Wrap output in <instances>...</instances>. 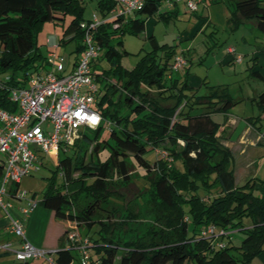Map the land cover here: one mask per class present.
<instances>
[{"label":"trees","instance_id":"1","mask_svg":"<svg viewBox=\"0 0 264 264\" xmlns=\"http://www.w3.org/2000/svg\"><path fill=\"white\" fill-rule=\"evenodd\" d=\"M212 1L216 0H200L205 6ZM223 1L229 22L237 25L255 19L257 29L264 34V0ZM160 2L144 0L133 15L119 19L117 26L103 24L96 33L102 53L93 68L99 70L97 63L102 58L112 65L110 70L95 73L96 80L103 83L94 105L102 121L94 129L84 128L73 142L74 158L65 154L69 148L60 150L64 154L59 152L57 167L63 184L55 186L50 181L38 200V205L50 210L64 226L57 239L56 264L74 261L67 240L71 223L84 228L81 232L94 251L91 258L100 264H248L264 251V196L256 191L252 180L234 184L229 168L231 153L221 144L219 123L212 118L213 113L225 112L237 100L225 87L209 86L205 80L208 92L197 94L187 83L188 74L182 80L173 78L170 66L174 48L158 43L153 35L148 38L152 49L132 70H123L118 64L121 53L114 40L121 48L120 36L142 32L145 20L159 13ZM115 4L113 0H98V15L106 16ZM83 12V0H0V74L11 71L10 84L23 85L26 71L44 66L36 27L46 21L62 22L69 16L63 35L77 38L76 53L80 52ZM167 17L166 13L159 16ZM159 50L164 51L163 58L158 57ZM39 59L40 64L35 65ZM116 91L120 94L114 101ZM6 96L0 91L1 106L16 110ZM256 102L264 109V90ZM195 108L201 111L192 113ZM104 129L109 131V138L99 139ZM104 149L109 154L101 160L99 153ZM160 150H165L172 161L161 158ZM150 155L155 156L153 162L148 159ZM130 164L149 177L147 186L153 188L159 205L166 209L165 217L157 222L159 228L151 230L147 242L114 241L105 233L104 221L97 218L110 187L129 181ZM199 189L203 195L198 194ZM82 193L89 196L85 205L79 198ZM183 203L189 204V215L184 213ZM244 219L249 221L247 227H243ZM95 224L99 226L96 237L90 235ZM210 224L226 230L225 238L239 227L245 236L238 247L224 241L218 248L213 238L200 236Z\"/></svg>","mask_w":264,"mask_h":264},{"label":"rangeland","instance_id":"2","mask_svg":"<svg viewBox=\"0 0 264 264\" xmlns=\"http://www.w3.org/2000/svg\"><path fill=\"white\" fill-rule=\"evenodd\" d=\"M83 2V19L89 20L93 12L97 13L96 6L98 0H83ZM162 7L163 5L160 4L159 9H162ZM186 9L187 13L183 18L158 20L154 31V35L159 43L172 46L175 55L182 56L185 62L182 69L172 71L173 78L182 80L187 74H192L201 80L206 79L209 86L225 87L234 100L243 98L228 108V110H231L230 112L242 117L236 132L244 127L245 118L247 117L252 122L257 123L258 127L264 129V109L252 100V97L264 90V82L257 77L254 70L255 59H252L251 56L252 51L256 49V45H259L261 41L258 39V36L264 34L257 29L252 30L246 26H240L239 28L233 27L228 21V9L223 0L209 2L207 7L203 9L199 5L197 13L190 12L187 7ZM189 15L194 18L191 22L200 18L204 21L206 18L210 19V16L212 18L208 25L204 23L201 31L197 32L195 36L187 40H180L177 34L188 25L186 20L190 19ZM69 20L70 17L66 16L62 22L46 21L36 27L38 51L40 56L45 58V60L49 53H53L58 58H62L67 65L73 61L76 55L78 39H70L71 34L63 35L64 28L69 23ZM189 25H192V23H189ZM242 35L246 37L244 42L241 40ZM52 37L56 45L50 43ZM120 37L123 42V47L120 48L116 40H114L115 46L121 53L118 64L123 70H132L140 61L141 57L152 49V46L144 30L138 35L126 33ZM228 47L235 49V53L241 57L240 61L235 59H232V62L230 60L222 61V58L227 54ZM122 48L127 52L123 53ZM164 55V51H158L159 58H163ZM45 62L44 65L46 64ZM39 64L40 59L35 62V65ZM97 64L99 70H95L96 74H101L102 69L107 71L112 68L111 63L104 58L98 61ZM3 74L11 75L12 72L7 71ZM102 84L97 81L98 87H101ZM178 86L180 87L181 83L178 82ZM196 91L198 94H205L208 89L203 84ZM119 94L120 92L116 91L112 99L117 101ZM200 111L199 108H195L192 113L197 114ZM215 119L221 120L220 115L219 118L216 117ZM84 132L85 129H80L79 131L81 134ZM108 132L107 129L102 130L99 139H108ZM86 147L89 150V145ZM68 148L69 151L65 154L74 158V147L69 146ZM63 154L61 151L60 155ZM108 154L109 151L107 149L101 150L99 158L104 160ZM148 159L153 162L155 156L150 155ZM130 166L129 181L117 183L110 187L109 195L102 199L97 218L104 221L106 224L104 231L114 241L119 243L136 240L147 242L150 238L151 230L154 227L159 228L157 222H159L158 220L160 218L165 217L166 209L159 205L153 188L147 186L149 177H144L143 171L138 167L132 164ZM50 181H53L55 186H60L63 184V177L58 170L56 159L50 156H44L41 159L39 170L22 178L18 190L26 191L27 193L25 198L22 199L11 198V203L14 207L12 213L17 215L16 210L19 206H22L20 205L21 203L27 200H41L43 191L49 185ZM198 194L203 195V191L199 189ZM87 195L82 193L79 196L80 201L84 205L89 199ZM37 207L42 206L38 205ZM182 208L184 213L189 215V204L183 203ZM248 222V219H244L243 227H247ZM98 228V224H95L90 231V235L96 237ZM80 230L83 231L84 228H80ZM244 236V232L239 227V229L232 230L229 238H225V241H228L231 247H238ZM89 252L93 254V248H89ZM72 255L74 257L73 264H76L78 256L75 250H72ZM28 262L33 264H46L43 259H30Z\"/></svg>","mask_w":264,"mask_h":264},{"label":"built area","instance_id":"3","mask_svg":"<svg viewBox=\"0 0 264 264\" xmlns=\"http://www.w3.org/2000/svg\"><path fill=\"white\" fill-rule=\"evenodd\" d=\"M173 1L184 2L194 13L201 3L200 0ZM143 4L144 0H119L106 16L93 12L89 20L81 21L82 49L68 65L62 58L49 53L43 67L25 72L23 85H12L10 75H0V91L6 92L8 102L16 105V110L12 111L2 107L0 102V209L9 217V232L21 239L18 248L5 242L0 243V250L12 252L21 264L30 259L56 264L57 249L38 247L26 239L24 220L38 206V201L27 200L18 207L19 215L13 216L11 198L22 199L27 193L19 191L17 185L24 176L39 170L44 156L58 162L60 150H68L79 138L80 129H94L100 125L101 113L94 107L100 90L93 66L102 48L96 33L103 24L110 22L117 26L119 19L125 20ZM50 43L56 45L53 37ZM227 51L234 54L235 60H241L234 48L229 47ZM184 63L182 56L175 55L170 69H182ZM158 152L161 158L172 161L165 150ZM227 234L226 230L213 224L200 232L201 237L213 238L218 248L223 247ZM67 240L77 252L79 264H100L91 258L89 238L75 223L70 224Z\"/></svg>","mask_w":264,"mask_h":264},{"label":"crops","instance_id":"4","mask_svg":"<svg viewBox=\"0 0 264 264\" xmlns=\"http://www.w3.org/2000/svg\"><path fill=\"white\" fill-rule=\"evenodd\" d=\"M160 4H162L163 7L158 10L159 13L150 16L145 20L144 33L147 39L151 35L155 37L154 31L158 20H168L171 18L179 19L183 18L187 13L185 4L182 1L174 2L173 0H161ZM200 5L202 9L207 7L202 2ZM161 13H166V16L169 17L166 19L159 18ZM227 13L229 14L228 10ZM189 16L190 19L186 20L188 25L177 34L180 40H187L195 36L197 32L201 31L204 23L208 25L212 18V16H210V19L206 18L204 21L200 18L191 22L194 18L191 15ZM189 23H192V25H189ZM231 24L235 28L246 26L252 30L257 29L255 19L242 20L237 25L233 23ZM155 39L157 40L156 37ZM258 39L261 41L259 45H256V49L252 51L251 56L252 59H255V72H258L261 75H257V77L264 82V35L260 34ZM241 40L243 42L246 40L245 35L241 36ZM157 42L159 43L158 40ZM232 59H234L233 54L227 51V54L222 58V61L225 62L230 60L232 62ZM203 80L206 81V79L201 80L192 74H189L187 77L189 87H191L196 93V90L203 85ZM241 99L235 100L238 102ZM256 99L257 95L252 97V100L257 104ZM230 111L231 110L227 109L225 112L213 113L212 118L219 123L217 136L219 137L221 144L231 153L229 168L233 171L234 184L239 186L244 184L247 180H252L255 182L254 187L256 188V191L264 196V129L258 127L257 123L252 122L250 118L247 117L245 118L244 127L236 132L238 128L237 126L241 123L242 117ZM219 115L221 120L215 119L216 117L219 118ZM24 204L25 203L23 202L20 205ZM16 212L18 213L17 215L14 213H12V215L18 216L19 212L17 210ZM8 225L9 217L0 209V243L11 242L13 248H18L21 239L9 232ZM24 229L25 237L30 243L38 247L53 250L57 249V239L64 230V226L55 218L50 210L36 206L25 218ZM33 261L35 262V260ZM0 263L21 264L16 260L12 252L5 250H0ZM25 264L33 263L26 262ZM71 264H73V262ZM76 264H79L78 259ZM248 264H264V251L253 257Z\"/></svg>","mask_w":264,"mask_h":264}]
</instances>
